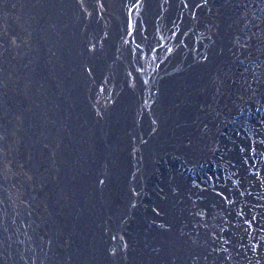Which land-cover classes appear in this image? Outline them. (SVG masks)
Here are the masks:
<instances>
[{
  "label": "bare ground",
  "instance_id": "bare-ground-1",
  "mask_svg": "<svg viewBox=\"0 0 264 264\" xmlns=\"http://www.w3.org/2000/svg\"><path fill=\"white\" fill-rule=\"evenodd\" d=\"M0 264H264V0H0Z\"/></svg>",
  "mask_w": 264,
  "mask_h": 264
},
{
  "label": "water",
  "instance_id": "water-1",
  "mask_svg": "<svg viewBox=\"0 0 264 264\" xmlns=\"http://www.w3.org/2000/svg\"><path fill=\"white\" fill-rule=\"evenodd\" d=\"M26 214H28V213H26ZM9 216H10V218H14L13 215H9ZM16 217H17V216H16ZM16 222H18V224L20 223V222L17 221V220H16ZM20 226L22 227V225H20ZM22 228L24 229L25 234L28 235V233H29V227H28V225H26V227H22ZM28 239L31 240L30 237H29Z\"/></svg>",
  "mask_w": 264,
  "mask_h": 264
},
{
  "label": "rangeland",
  "instance_id": "rangeland-1",
  "mask_svg": "<svg viewBox=\"0 0 264 264\" xmlns=\"http://www.w3.org/2000/svg\"><path fill=\"white\" fill-rule=\"evenodd\" d=\"M131 48H132V50H134V48H133V46H131ZM141 139V138H140ZM138 143H140V140H138ZM115 198H116V196H115ZM33 199H31V201H32ZM116 201H117V198H116ZM30 206L32 207V204H30ZM36 206V205H35ZM37 208H39V204H38V206H36Z\"/></svg>",
  "mask_w": 264,
  "mask_h": 264
}]
</instances>
